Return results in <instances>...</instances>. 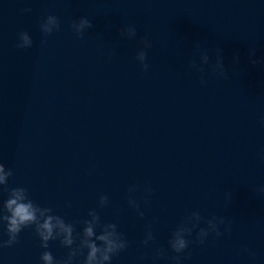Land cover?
I'll return each mask as SVG.
<instances>
[{
	"label": "clouds",
	"instance_id": "1",
	"mask_svg": "<svg viewBox=\"0 0 264 264\" xmlns=\"http://www.w3.org/2000/svg\"><path fill=\"white\" fill-rule=\"evenodd\" d=\"M24 12H30V8L22 9ZM59 18L55 15L46 14L41 18L39 27L42 35L48 37L54 32L60 30ZM77 39H83L90 29L93 28L92 21L85 16L73 20L70 25ZM118 36L122 39L134 40L137 38V27L128 24L118 30ZM42 44L46 40L41 41ZM140 47L136 51L135 59L140 64L142 70L147 72L150 68L148 59V50L152 48V42L147 37H141ZM202 41L194 42V49L199 52V64L195 61L189 63V68L199 72H205V65L211 69V74L224 80L230 79L229 69L225 67L223 49L219 46L207 48L200 51L203 46ZM33 46L32 37L27 31L18 33L15 47L18 49H29ZM214 54V60H211L209 53ZM255 49L249 53V62L252 65L264 64V60H256ZM211 60V62H210ZM238 55L233 56V65H239ZM201 85H206L207 81L203 75L200 79ZM264 125V118L261 119ZM260 159L264 162V152L260 154ZM13 176V170L0 162V195L7 193V198L0 205V224L4 227V233L7 239H0V249L10 248L19 242L20 233L27 228H31L40 242V248L43 251L40 254V264H112L115 256L124 252L129 247V241L125 235L118 230L117 222H103L97 209L108 207L110 200L107 195H101L97 202V208L90 209L87 217L78 222H67L65 218L54 212V209L47 206H40L35 203L26 187H9V178ZM141 192L139 199L133 198L132 193ZM256 191L264 197V185H261ZM129 197L127 203L141 220L145 213L141 205H148L153 195L151 187L141 188L139 185L130 186L128 189ZM226 207L233 201V192L231 190L224 193ZM71 205L69 204L68 207ZM82 227L77 231L76 224ZM155 220L145 224V233L140 244L143 248H151L155 244L156 236L153 231ZM205 227H201V224ZM232 232V222L225 216L212 215L204 217L199 210H194L182 217L170 234L168 247H155L152 249L151 259L153 261L165 259L169 264H183L185 260L190 259V245L196 244L203 246L209 241L218 240L225 234ZM195 233V238L193 237ZM51 241H58L59 246L67 249L65 256L57 259L49 250ZM241 253L255 259L256 253L243 247ZM148 258V253L144 252L139 256L142 262Z\"/></svg>",
	"mask_w": 264,
	"mask_h": 264
}]
</instances>
